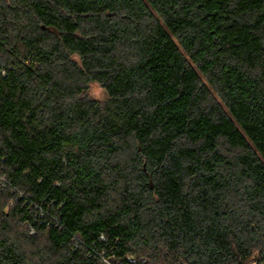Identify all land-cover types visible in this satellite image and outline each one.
Masks as SVG:
<instances>
[{
  "label": "trees",
  "instance_id": "1",
  "mask_svg": "<svg viewBox=\"0 0 264 264\" xmlns=\"http://www.w3.org/2000/svg\"><path fill=\"white\" fill-rule=\"evenodd\" d=\"M1 177L0 264H264V0H0Z\"/></svg>",
  "mask_w": 264,
  "mask_h": 264
},
{
  "label": "rangeland",
  "instance_id": "2",
  "mask_svg": "<svg viewBox=\"0 0 264 264\" xmlns=\"http://www.w3.org/2000/svg\"><path fill=\"white\" fill-rule=\"evenodd\" d=\"M78 59L77 57H75ZM89 94L92 98L98 101H104L107 98V93L105 88L98 82H92L89 85ZM252 264H257L256 262Z\"/></svg>",
  "mask_w": 264,
  "mask_h": 264
},
{
  "label": "built area",
  "instance_id": "3",
  "mask_svg": "<svg viewBox=\"0 0 264 264\" xmlns=\"http://www.w3.org/2000/svg\"><path fill=\"white\" fill-rule=\"evenodd\" d=\"M0 185H2L3 187H5V185H6V178L1 177ZM128 261H129V263H136V259L133 256H131V255L128 256Z\"/></svg>",
  "mask_w": 264,
  "mask_h": 264
}]
</instances>
